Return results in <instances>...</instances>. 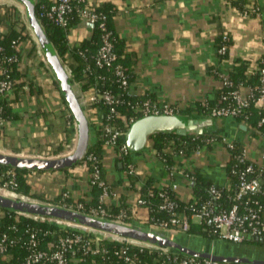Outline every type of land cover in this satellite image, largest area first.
I'll return each mask as SVG.
<instances>
[{
    "label": "crops",
    "instance_id": "0c3cea01",
    "mask_svg": "<svg viewBox=\"0 0 264 264\" xmlns=\"http://www.w3.org/2000/svg\"><path fill=\"white\" fill-rule=\"evenodd\" d=\"M88 3L93 7H109L115 35L123 41L124 50L133 61L129 74L130 94L147 95L156 100L154 103L169 104L178 109V113L191 118H211L213 122L203 128V133L235 140L247 149L250 157L264 164L261 157L264 134L253 131L245 120L198 113L199 104L206 105L217 98L222 87L218 73L229 74L237 59L249 60L255 65L256 60L264 57V0H88ZM256 6L257 12L252 10ZM245 10L247 15H244ZM93 29V23L81 19L68 33L70 46L91 39ZM220 35L232 40L226 58L219 55L217 38ZM34 72L38 93L19 94L15 99L13 112L16 116L0 123V152L37 157H43L41 154L47 155L45 157L69 155L78 142L76 121L69 120L60 92L53 83V70H48L44 64ZM86 82L84 79L83 83ZM90 91L91 88L83 94ZM86 113L90 122V145L95 140L104 110L90 105ZM151 142L149 139L142 151L132 153L138 173L153 178L158 187L176 184L175 192L180 199L194 198V187L198 184L195 178L185 176L187 172L198 171L218 186L229 184V151L224 145L216 144L213 149L202 148L191 154H176L173 168L169 170ZM60 144L64 146L63 150L53 154ZM69 147L71 151L65 152ZM103 168L105 179L117 194V200L111 201L113 204L127 195L130 199L137 196L130 188L122 162L111 147L104 151ZM29 175L35 188L50 200L37 199L44 203L60 205L54 198L63 192L68 191L77 198L91 190L89 171L84 162L68 167L66 171H32ZM147 214L145 207L132 206L131 224L153 228L145 224ZM178 233L181 232L170 234ZM207 242L209 247L204 249L219 252L254 254L264 249L212 239ZM223 243L226 250L222 249ZM74 263L80 264L78 259H74Z\"/></svg>",
    "mask_w": 264,
    "mask_h": 264
},
{
    "label": "trees",
    "instance_id": "16d2710c",
    "mask_svg": "<svg viewBox=\"0 0 264 264\" xmlns=\"http://www.w3.org/2000/svg\"><path fill=\"white\" fill-rule=\"evenodd\" d=\"M53 5L52 0H36V15L42 23L50 41L56 49L59 57L64 65H68L71 70L72 81L81 93L86 92L91 87H96L99 91L109 90L114 95L118 96L120 103L115 107V112L110 111V107L100 103L93 106H99L104 110V117L96 131L95 140L88 146L87 154L93 153L99 160V165L102 168V175L105 178L103 168V157L106 146V135L104 131V124L110 122L118 128L121 134L118 137L116 152L120 147L126 144V132L130 126L127 119L134 117H141V113L136 111V104L141 100L155 99L144 96H134L124 88L112 69H101L94 67V71L89 74L87 72V65H93V56L97 53L101 44L102 31L98 23L94 24L93 36L91 39L82 40L77 46L71 47L68 40V33L70 29L80 22V9L85 5L84 2L74 0V9L68 15V26L62 27L54 23L47 17L46 11ZM99 12L107 15V25L112 31L113 43L115 51L118 55L117 63L121 64L126 72L130 74L131 64L129 53L125 52L123 41L120 40L113 30L111 13L109 7L106 5L95 7ZM232 44V40L228 36L220 35L217 38V45L220 48L222 45L227 46V51L220 54L221 58L228 56V49ZM17 56L16 60L10 61L9 58ZM264 57L256 60L255 65L251 61L245 59H237L233 68L229 71V79L233 82L231 87H221L218 96L215 100L209 101L206 105H198V113L204 116H211L213 107L217 105H225L228 101H224L222 96L229 93L233 88L240 85L255 86L259 83L261 69L264 67ZM44 65V62L38 52V44L31 34L29 24L25 21L17 6L7 5L0 2V67L7 69L10 77L14 82V89L9 94H0V118L4 121L16 116L13 112L14 101L19 94H37L38 84L36 82L35 69ZM104 77V78H103ZM53 83L56 89L60 92V97L64 102L69 120L74 122V116L61 92L59 82L53 75ZM86 79L87 82L83 83ZM91 108V107H90ZM190 114L188 110L185 111ZM110 116V119L108 117ZM260 113L254 106L246 109L242 117L238 120H245L246 123L257 133L264 134V124L259 125ZM220 139L222 136L215 133H192V134H178L175 131H159L150 135L149 139L152 141L151 146L156 150L158 157L167 165L170 170L173 167L176 154H191L193 151L206 148L213 149L216 144L210 142L211 137ZM62 144L54 148L53 154H59L63 150ZM242 146L236 142V147L229 150L231 159L228 161L227 174L229 177V184L222 191V196L217 199V203L222 207H228L232 203L236 184L238 181L237 174L233 171L232 157L239 153ZM132 153L120 157L124 169L127 170L126 163L134 161ZM84 162V159L81 161ZM135 162V161H134ZM136 165V163H135ZM49 171H55L50 170ZM62 170L66 171L67 168ZM32 171H46V169L31 170L27 168L14 167L11 165L0 164V187L8 186L16 193L24 196L32 197L33 199H41L50 201L45 198L44 194L35 188V185L30 181V173ZM198 184L194 187V198L188 201L180 199L179 195L171 190L167 185L158 187L154 184L153 178L144 176L141 173L128 174L130 180V188L133 193L139 195L145 200L144 204H139L136 199H130L129 196H124L119 203L113 204L111 201H105L102 205L111 214L112 219L120 212H124L123 221L131 223L132 206L145 207L147 209V219L145 224L156 225L160 221L169 220L171 214L165 209H161L164 198L161 195L167 191L170 199L177 204V209L186 212L191 204L200 205L203 201L211 197L210 186L214 184L212 181L204 178L198 171L191 173ZM101 190L97 185L91 184L89 193L82 194L74 198L70 197L63 199L62 195L54 198L55 203L64 204L70 202H81L85 207L98 206L100 204ZM264 204V194L254 197ZM135 204V205H131ZM70 222H75L71 221ZM77 223V222H75ZM175 228V225H171ZM71 232H80L85 239L94 238V235L88 234L84 231L73 230L66 227H61L49 221H42L32 216H25L15 210L0 207V240L4 234L7 235L5 242L6 248L0 251V264H27V258L33 249L46 250L48 252L54 251L57 247L58 240ZM188 235L198 236L205 240H211L214 235L210 232V225L207 222H191L188 230L185 232ZM35 235L37 244L32 246L31 236ZM251 244L254 247L264 248V237L254 238L243 245ZM100 252L94 253L89 251L83 253L81 243L76 244V252L73 258L78 259L80 264H154L161 257V249L156 247H141L130 245L125 247L124 243L113 239H102L99 241ZM124 248V249H123ZM124 250V251H123ZM171 251V250H170ZM169 251V252H170ZM173 255L186 256L176 252H170ZM40 264V263H32ZM71 264H75L74 261Z\"/></svg>",
    "mask_w": 264,
    "mask_h": 264
},
{
    "label": "built area",
    "instance_id": "2783aa9c",
    "mask_svg": "<svg viewBox=\"0 0 264 264\" xmlns=\"http://www.w3.org/2000/svg\"><path fill=\"white\" fill-rule=\"evenodd\" d=\"M14 3H8L6 0H0L1 3L7 5H15L19 9L22 18L27 21L26 13L23 9L19 7L17 0ZM84 2L85 5L80 9V17L83 20L89 21L93 24L98 23L102 31L101 44L98 48L97 53L93 56V65H87L86 69L89 74L94 71V67L101 69H112L114 75L116 76L119 83L127 89L129 92L130 85V75L126 72L125 68L117 63L118 55L114 48L112 31L107 25V15L99 12L88 3V0H78ZM21 6H25L20 3ZM74 9V0H54L53 5L46 11V16L49 17L54 23L59 26H68V15ZM258 7H252V10L257 12ZM26 10V9H25ZM248 11H244V15H247ZM28 23V22H27ZM30 28V26H29ZM31 29V28H30ZM31 34L34 40L38 44V52L48 70H52L44 51L42 50L37 38H35L34 33L31 29ZM226 36V35H225ZM219 53L224 54L227 51V46L222 45L219 48ZM17 56L10 57L9 60H16ZM264 62V60H263ZM68 73L71 76V70L69 68ZM221 79L222 87H231L233 82L229 79L227 73H218ZM104 78V77H103ZM14 89V82L10 77L7 69L0 67V94H9ZM224 101H228L225 105H217L213 107L211 111L212 117H232L239 118L242 117L244 111L250 106H254L260 113L259 125L264 124V67L261 69L259 83L255 86H243L240 85L233 88L229 93L222 96ZM82 103L85 105L86 109L90 105L100 103L105 104L110 107L111 112H115V107L120 103L118 96L114 95L109 90L99 91L96 87H91L89 94L84 95L82 93ZM136 111L141 113L142 116L148 114H175L178 113V109L172 107L169 104L158 105L151 101V99L141 100L137 102ZM110 119V116L108 117ZM134 117L127 119V123L131 124L134 121ZM0 123H3V119L0 118ZM77 126L76 122H74ZM106 139V146L113 148L116 152L115 147L117 145L118 137L121 134L120 130L116 128L110 122L104 124L103 126ZM210 142L214 144H222L225 148L233 150L236 147V141L227 137L222 136L220 139L216 137H211ZM197 152L200 150H196ZM117 156L124 157L129 155L130 150L127 145L124 144L120 147L119 151L116 152ZM264 159V150L261 155ZM233 161V171L237 174V184L232 198V203L228 207H222L217 203V199L222 196V191L227 186H218L212 184L210 186L211 197L203 201L200 205L189 206L188 211L182 212L177 209V204L174 200L170 199L167 191H164L161 195L164 198L161 209L169 211L171 217L169 220L160 221L156 225H151V227L167 231L169 234L174 232L185 233L188 230L191 222H207L210 225V232L214 235L213 241H226L232 244H244L247 241L254 238L264 237V204L260 200L254 198L258 195L264 194V164L259 163L254 160L248 154L245 147L242 146L239 153L232 157ZM84 163L88 167L89 180L92 185H97L100 190V204L98 206H89L81 202H70L60 204L61 206L67 207L69 209L84 212L86 214L114 220L117 222H122L126 224H131L123 221L125 216L124 212H120L115 218L112 219L111 214L103 207L105 201L117 200L116 192L113 190L111 184L103 177L102 168L99 165V160L97 156L93 153L85 154ZM231 159L229 153V160ZM127 174L138 173L137 166L134 161H129L126 163ZM173 168V167H172ZM170 168V170L172 169ZM185 176L193 179L194 176L187 172ZM171 190L175 191L177 188L176 184L168 186ZM3 188H9L4 186ZM13 191V190H12ZM15 192V191H13ZM63 199L70 197L68 191L62 193ZM136 202L139 204H144L145 200L139 195L135 197ZM112 203V202H111ZM25 216H32L36 219L42 221H49L55 223L61 227L70 228L73 230H79L87 232L88 234L94 235V238L85 239L80 232H71L64 236H61L58 240L57 248L48 252L41 249H33L26 263H40V264H71L75 258L73 255L76 252V244L81 243L83 248V253L86 254L89 251L94 253L100 252L99 241L102 239H113L118 242L124 243L125 247L130 245H136L141 247H156L161 249V257L159 260L154 262V264H231L214 261L210 258H200L195 256H178L173 255L170 249L157 246L148 242L140 241L128 236L119 235L110 231L101 230L93 227L84 226L75 222H70L60 217H50L45 215L30 214L19 212ZM171 225H175L173 228ZM7 235L4 234L0 240V251L6 248ZM32 246L37 244L35 235L31 236ZM124 249V248H123ZM124 251V250H123ZM170 251V252H169Z\"/></svg>",
    "mask_w": 264,
    "mask_h": 264
},
{
    "label": "water",
    "instance_id": "95a60500",
    "mask_svg": "<svg viewBox=\"0 0 264 264\" xmlns=\"http://www.w3.org/2000/svg\"><path fill=\"white\" fill-rule=\"evenodd\" d=\"M26 9V18L59 82L62 94L74 116L78 128V142L73 153L59 157L20 156L0 152V164L31 170H60L81 162L90 142V122L86 107L82 103V93L74 86L67 67L63 64L50 41L42 23L36 15V0H17ZM213 122L211 118H191L181 113L148 114L134 120L126 132V145L131 152L142 151L151 134L159 131H175L178 134L203 133L204 127ZM0 207L17 212L60 217L78 224L110 231L140 241L168 248L173 252L210 258L231 264H264V249L258 253L247 251L219 252L215 249H196L173 239L167 231L150 228L139 223L126 224L114 220L86 214L67 207L40 201L15 198L0 193Z\"/></svg>",
    "mask_w": 264,
    "mask_h": 264
},
{
    "label": "rangeland",
    "instance_id": "374dc122",
    "mask_svg": "<svg viewBox=\"0 0 264 264\" xmlns=\"http://www.w3.org/2000/svg\"><path fill=\"white\" fill-rule=\"evenodd\" d=\"M8 3H14L15 1L14 0H6ZM16 3V2H15ZM19 7L21 9L24 10V12L26 13V10L23 6L20 5V3L18 4ZM26 15V14H25ZM28 22V21H27ZM35 36V35H34ZM36 38V36H35ZM54 80V79H53ZM71 151L70 147L65 151V152H69ZM21 156H26V155H21ZM40 156H47L45 154H41ZM0 193L1 194H4V195H7V196H11L12 197H15V198H22V199H30V200H35V201H38L37 199H33L32 197H28V196H24L22 194H19V193H16V192H13L12 190L10 189H7V188H3V187H0ZM171 237L177 241H179L180 243L184 244V245H187V246H190L192 248H199V249H204L206 247H209V243L207 242V240L201 238V237H198V236H192V235H188L186 233H178V234H171ZM226 244V243H225ZM222 249L223 250H226V245H222Z\"/></svg>",
    "mask_w": 264,
    "mask_h": 264
},
{
    "label": "bare ground",
    "instance_id": "6f19581e",
    "mask_svg": "<svg viewBox=\"0 0 264 264\" xmlns=\"http://www.w3.org/2000/svg\"><path fill=\"white\" fill-rule=\"evenodd\" d=\"M12 196V195H11Z\"/></svg>",
    "mask_w": 264,
    "mask_h": 264
}]
</instances>
